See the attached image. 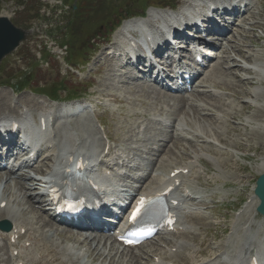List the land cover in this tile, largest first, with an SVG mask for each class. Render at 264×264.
Segmentation results:
<instances>
[{
    "label": "rangeland",
    "instance_id": "374dc122",
    "mask_svg": "<svg viewBox=\"0 0 264 264\" xmlns=\"http://www.w3.org/2000/svg\"><path fill=\"white\" fill-rule=\"evenodd\" d=\"M65 1L69 6L72 4L75 5L76 12L74 14L71 15L70 9H66V12L62 13L61 15L56 16V13L54 17L49 18L46 16V14H44L42 8L38 11V13L40 14V19L47 17L51 19L53 24L59 23V25L60 22H67V17H69L70 19L68 18V21L71 24V31L73 30L72 32H76L79 35L80 32L82 33L85 31L84 40H82L76 46L79 50L85 49L83 53L84 56L86 55V52L90 53L91 56V53L93 52L92 47L96 46V43L101 44L99 52L95 56H93L90 64L87 67V74L88 71L93 68L94 64H97V62H102L99 59H101L100 54L102 49L104 48V37H106L107 34L112 31L114 25H117L119 21L129 16L140 15L142 8L146 7L148 4H150V6H166V4H176V6H179L182 4V0ZM39 2L40 0H0V16L8 17L16 27L20 28L23 31H28L26 40L19 45L17 50H15L11 55L4 58L0 63V82L10 80L13 73H18L19 63L21 62L20 60L23 59L22 64L30 69L28 70L29 74L27 75V82H29L32 86L31 89L34 88L42 90V87H45L46 89V87L50 85L53 88L57 86L62 87L61 85H66L68 88L71 87L72 91H79L83 89L87 90L88 86V93L95 92L100 96L112 95L122 100V112L113 111V109L111 108L109 114L107 112L104 114L102 113L101 121L109 135L114 138V140H117V138H121V141L118 144L122 147V149L127 151L126 155L130 159V165L132 167L139 166V169L142 170L141 176L146 174L144 170L150 167V163L148 160L150 157L148 154H142L141 152L143 151H140L139 147L140 149H145L146 147L150 151V154H152V149L159 147L160 158H163V156H168L170 158L169 160L171 161L182 162H186L187 160V156L184 155V151L188 152L189 154L200 151V148L197 145L186 144L185 142H182L180 140L178 142L177 149L172 147L171 142L164 144L160 148L161 144L158 142V139H160L162 135L167 136L166 134H169V132H167V130H157L155 126H152L151 124L148 125L146 122L142 123L141 121H138V123H141V126L148 128L146 130V134H143L145 139L148 140L147 142L142 144L140 143V145H138L134 142L135 137H133L132 133H129V131L131 130L128 128L131 126V123L129 119L125 117L126 115L136 113V111L138 110L145 113L153 108L155 112H158L159 108H156L155 110V103L157 101L159 102L160 100H163L166 101L168 106H172L173 103L170 102L172 101V98H178L174 95H168L165 97L162 96V94H146L144 93L146 92V90L144 91V88H150L140 85L142 82L135 81L131 75L120 76V73L117 72L109 73L106 68L102 69L99 75H96V80L93 79L95 77H90L89 83H92L93 86L87 85V82L79 84L78 80L75 77L69 75H67L66 77L60 76L56 68L57 64L55 60H53L52 62L53 66H51V68L54 67L52 68V70L50 69V66L47 67V65H41L40 73H38L36 71V63L34 64L31 55L32 52L39 51L41 43L46 40V38L43 40L42 36H40L42 33L40 31L44 29V25L42 27L40 26L42 20L39 19H33L29 22V18L35 16L36 11H34V9L32 10V12L27 11L25 8L33 7V5L35 6V4L40 8L41 5H38ZM77 5L79 7L78 9ZM82 7L83 9H80ZM150 10L152 9H149L147 11V14ZM246 17L248 21L246 20V22H243L242 20V23L238 22L237 25L232 27V32H230L226 40L220 42L217 47L218 52H216L218 58H216L214 62L212 61V66L220 63L225 68L227 66L231 67L230 71L232 72V75L237 77L233 78L229 75H220L217 78V76H214L212 80L207 79L208 83L206 84V86L210 88H196V90L214 91V93H217L221 96V99L223 98V102L226 106L218 103L214 98H208L204 95H200L199 93L195 94L196 99H202L214 105L215 109H211V113L219 116L221 119H225V123L222 120L217 121L213 117L200 119L198 115H194L192 121L194 122L196 128L199 127L200 131L203 130V133L206 136L217 139L221 143H223L218 144L217 142H215L214 149L210 148L211 151H205V149L203 151L205 155H202L204 158L202 159V161L209 170V177L216 176L219 181L226 182L228 184H241L244 186V193L242 191L240 192L242 194V196L240 195V200H246L249 197L253 188V184L261 171V162L263 161L262 159L264 156V127L258 128V124L257 122H255L258 119L260 120V117L264 118L263 102H258L259 106L263 105L260 110L254 104H246V102L249 101L248 99L252 98L254 91L260 92L258 93V95L260 96L258 100L264 97L263 95L261 96V94H264V83L258 81L260 75L258 74V72L256 73L254 71L247 70L250 65H255L250 62L256 59L257 62H260L261 60L264 61V0H260V2L256 3L254 5V8L252 9L251 15H248ZM125 22L126 21L122 22L121 26L124 25ZM238 25H240V27H238ZM43 31L46 30L44 29ZM47 31H49V28ZM115 35L116 31L112 35V38L109 42L112 43ZM57 38H59V36H57ZM49 39L51 40V38ZM78 41V39L75 40L76 43ZM92 42H94V45H91ZM223 51L225 55L222 56ZM225 56H229L232 60L230 61L227 59H222ZM74 58L76 59L75 61H80V53H78V55H75ZM239 59L241 60V63ZM93 62L95 63L93 64ZM234 65L240 66L235 67ZM241 67H245L246 71H242ZM219 70L220 68L216 71V73ZM204 78L206 79V77L204 76L201 77L195 86H197L198 83H200ZM245 79H249L250 81ZM204 84L205 83L201 85ZM1 91L2 90H0V93L3 94L4 91H2L3 93ZM27 91L28 90H25L17 95L18 101L20 100L21 102H25L26 100H29ZM230 93L232 94L231 96L233 98L237 97L236 102H234L230 97ZM1 94L0 106L2 107V111H8V101H6V98ZM63 98L64 94L61 92L60 99ZM155 98H157V101H155ZM240 100L243 102H241ZM202 104L205 106L204 102ZM35 110L36 109H34L33 111ZM167 110L169 109L167 108ZM183 112H187V114L191 115L192 110L188 108L184 109V111L182 110V113ZM229 112L230 114L227 117L223 118ZM78 124L81 125V122L79 120L76 121L75 125L77 126ZM257 129L259 131L263 129V133H259L258 131H256ZM135 134H138L139 136L140 131L136 130ZM143 135H141V137H143ZM205 147L203 146L202 149H204ZM231 147H235V149H232ZM217 148H222V150ZM255 153L256 156L254 158L251 159L247 157L249 156V154ZM198 183L201 184L200 182ZM13 184L14 182L9 180V178L0 181V194L5 196L6 194L11 195V197L9 196V206L15 211L17 209H27L25 201H27L28 199L27 193L31 188L28 187L29 183L27 184V190L24 192V194L22 193V190H25L24 188L19 189V186H13ZM12 186L16 188L13 189ZM227 187L228 186L224 187L223 190L219 192L220 197L223 198L225 197L226 193L230 192ZM211 189L213 188H209V190ZM16 202H19L20 204L18 207L16 205ZM239 209H241V207H239L238 205L233 206V208L231 206H228L226 208L219 207L216 211L213 212L214 216H216L214 214L215 212L218 215L215 222L216 224H214L211 220H208V217L206 221H202V231L198 232L200 235L198 236L197 240H202L204 239V236L207 235L205 242L208 246H210V252H213L211 250V247L213 249H218L225 241V239H228L231 236L232 231L229 230L228 227L238 220L239 217L234 216V213ZM39 215L46 219V213H44L43 211L38 212V214L36 212H32L31 214L26 215V218H28V220L30 219L40 222L42 217H40ZM242 215H244V213ZM245 215L253 225V228L249 232L250 239H253L254 235L263 224V221L259 220L258 218H254L251 210L246 212ZM28 222L31 224H35V221ZM215 225H217V227H215ZM225 229H228L227 233H223ZM42 234L47 239V241L50 242V244L59 245L62 242L61 239L56 238L57 230L55 229L52 232H43ZM212 236L215 237V240H212L210 238ZM90 239V242H86L84 244L85 246H82L83 249L79 252L80 254H82L84 250L92 253V256H96L97 254H103L104 256H106L109 252H111L112 255L117 253L116 249L113 248V244L110 240L105 239V241H100L94 238ZM61 244H63V242ZM111 248L113 249V251H110ZM87 256V254L86 258L84 256L83 258L80 256L81 259H84L81 264H88L85 262L87 261ZM78 257V254H74L73 256L70 255L71 259L77 261L79 260ZM126 257L129 258V254H127ZM115 258L117 262H120L119 253ZM107 261L108 260H106L105 264H108Z\"/></svg>",
    "mask_w": 264,
    "mask_h": 264
},
{
    "label": "bare ground",
    "instance_id": "6f19581e",
    "mask_svg": "<svg viewBox=\"0 0 264 264\" xmlns=\"http://www.w3.org/2000/svg\"><path fill=\"white\" fill-rule=\"evenodd\" d=\"M243 19V21H246L247 19H246V17H243L242 18ZM239 44V43H238ZM232 52V51H231ZM240 52V51H239ZM238 52V53H239ZM224 55H225V53H223ZM243 54V53H242ZM223 59H227V60H230V57L229 56H225V57H223ZM254 59V58H253ZM232 60V59H231ZM250 63H253V64H255L254 65V68L252 69V70H255V71H257L258 72V74L260 75V77H259V79H258V81H260V82H263V80H264V63H263V60H261L260 62H257V59L256 60H254V61H252V62H250ZM217 65H215L213 68H212V72H214V70H215V67H216ZM235 67H238V66H235ZM242 68H244V69H242V70H245L246 68L245 67H242ZM230 67H227L226 69H225V71L223 72V73H225V72H230ZM249 69H251V68H247V70H249ZM101 72V68H99V70H98V73H100ZM256 72V73H257ZM214 74H216V73H214ZM235 75V74H234ZM250 81V80H249ZM241 84V83H240ZM243 84V83H242ZM239 86V85H238ZM144 92V91H143ZM153 92V91H152ZM144 93H146V94H153V93H149L148 91L147 92H144ZM252 93V92H251ZM258 93H260L259 91H254L253 92V95H252V98H250L249 99V103L250 104H254L256 107H258V109L260 110L261 109V105L259 106L258 105V102L259 101H263L264 100V97L263 98H261V99H259L258 100V98L260 97L259 95H258ZM211 95H212V93H211ZM264 96V94H261V96ZM107 97H109L113 102H116V103H122V100H120V99H118L117 97H114V96H112V95H108ZM185 100V99H184ZM155 101H157L156 100V98H155ZM220 101V103L224 106L225 104L221 101V100H219ZM241 101V100H240ZM158 102V101H157ZM242 102V101H241ZM189 103V101H188V99H186V101H182V102H180L179 104L184 108L185 106H187V104ZM192 104H193V102H192ZM208 106H210L212 109H214V105H211V104H209ZM193 107V109L196 111V110H198L199 108H201V109H204L203 108V106L202 105H200V104H196L195 103V105H193L192 106ZM208 109V108H207ZM259 110H258V112H259ZM264 110V109H263ZM196 113H194V115H195ZM259 115V114H258ZM133 116H136V117H144V115H141V114H134ZM263 116V115H262ZM263 119V117H260V120H257V121H255V122H258L259 124H258V128H263L264 127V121L262 120ZM195 120V119H194ZM199 121V120H198ZM254 122V123H255ZM252 123V122H251ZM186 126H189V127H191L192 128V126H193V124H192V122H187L186 124H185ZM254 126V125H253ZM77 129H79V130H82L81 131V133L84 135V136H87V138L84 140V143H82V145H81V147H85L86 146V140L87 139H92V142L94 143V132L91 130V128L87 125V124H85L82 128H77ZM199 130V129H198ZM255 130V129H254ZM200 131V130H199ZM253 131V130H252ZM256 131H258L259 133H263V129H261L260 131L257 129ZM201 133H203V130L202 131H200ZM204 137H208V136H206V135H203ZM203 136H201V135H198V134H196L195 133V138H197V139H200L201 137L202 138H204ZM210 138V137H209ZM176 169H178V168H180V167H175ZM174 169V168H173ZM262 171H264V164H263V166H261V172ZM67 176H69V175H67ZM66 179H68V177H65ZM68 181V180H67ZM161 185H163V184H161ZM161 185H159L158 187H157V190L159 189V188H161ZM69 186H68V184L67 183H63L62 184V188H64V189H67ZM154 191V190H153ZM34 198H29V201L31 202L32 200H33ZM252 206V209H255L256 208V206H257V201H252V204H251ZM33 211V210H32ZM0 218H1V216H0ZM11 220H12V223H13V226H14V228H13V230H12V232H14V230H17V232H19V230L21 229V228H23V226L21 225V222L19 221V218L16 216V215H13V216H11ZM242 221H244V220H242ZM41 225V224H40ZM46 228H56V224H54L50 219H46V220H43L42 221V225L40 226V227H38L37 229H34V232L36 231V230H38V231H43L44 229H46ZM82 228H84V227H82ZM29 231V230H28ZM27 231V232H28ZM81 231V230H80ZM80 231H77V232H80ZM241 231V234L243 233V229H241L240 230ZM27 232H26V234L25 235H23L22 237H24L26 240L24 241V242H34V239L32 238V236L30 235V234H28L27 235ZM58 235H60L59 237L60 238H63V239H65V240H72V239H75L76 238V235H72L71 233H69V232H59L58 233ZM27 236V237H26ZM239 236V235H238ZM22 237H19V239H21ZM237 240H240V238L239 237H237L236 238ZM35 241H36V243H37V245L35 244V247H37L38 249H40V253L43 255V260H46V258L44 257V256H52V251H50L49 249H51V248H48L46 245L47 244H44L41 240L39 241V240H37V239H35ZM84 242H86V241H83L82 243H84ZM232 247H234V250H235V254L232 256V257H230V254H228V255H226V258H224L222 261H218L217 259H215L214 261H216L215 263H213V264H245V261H246V258L247 257H249L250 256V252H248V253H244L245 251H243V250H241V248H238V242H236V243H234L233 245H232ZM253 247H254V250H255V253H257L260 257H261V255H260V250L258 249L259 247H257L255 244L253 245ZM7 248H9V250H10V252H11V254H12V249L10 248V246L9 247H7ZM202 251V250H201ZM201 251L199 252V254L201 255ZM244 253V254H243ZM58 260V259H57ZM185 262H188V261H185ZM199 262V261H198ZM188 263H192V262H188ZM197 262H194V263H192V264H196ZM1 264H16V262L14 261V258H13V256H11V255H8L7 256V258H6V260H4V261H1ZM47 264H49V263H47Z\"/></svg>",
    "mask_w": 264,
    "mask_h": 264
},
{
    "label": "water",
    "instance_id": "95a60500",
    "mask_svg": "<svg viewBox=\"0 0 264 264\" xmlns=\"http://www.w3.org/2000/svg\"><path fill=\"white\" fill-rule=\"evenodd\" d=\"M24 39V33L14 28L5 18H0V61L2 58L10 54ZM264 174L257 181L255 190L256 196L260 199L261 204L258 212L264 216Z\"/></svg>",
    "mask_w": 264,
    "mask_h": 264
},
{
    "label": "snow or ice",
    "instance_id": "6c2138e0",
    "mask_svg": "<svg viewBox=\"0 0 264 264\" xmlns=\"http://www.w3.org/2000/svg\"><path fill=\"white\" fill-rule=\"evenodd\" d=\"M262 187H264V184H262ZM144 205H145V201L143 199H141L138 206H137L136 211L133 213V216H135L141 210V208L144 207ZM69 207L71 208L72 206L70 205Z\"/></svg>",
    "mask_w": 264,
    "mask_h": 264
},
{
    "label": "trees",
    "instance_id": "16d2710c",
    "mask_svg": "<svg viewBox=\"0 0 264 264\" xmlns=\"http://www.w3.org/2000/svg\"><path fill=\"white\" fill-rule=\"evenodd\" d=\"M80 9H83V7H82V8H80Z\"/></svg>",
    "mask_w": 264,
    "mask_h": 264
}]
</instances>
